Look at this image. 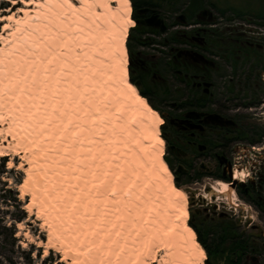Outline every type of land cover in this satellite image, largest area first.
<instances>
[{
	"label": "bare ground",
	"instance_id": "1",
	"mask_svg": "<svg viewBox=\"0 0 264 264\" xmlns=\"http://www.w3.org/2000/svg\"><path fill=\"white\" fill-rule=\"evenodd\" d=\"M11 3L16 12L0 10V159L16 152L10 141L25 151L19 189L43 220L44 257L205 264L163 158V118L129 80L130 0Z\"/></svg>",
	"mask_w": 264,
	"mask_h": 264
},
{
	"label": "flooded vegetation",
	"instance_id": "2",
	"mask_svg": "<svg viewBox=\"0 0 264 264\" xmlns=\"http://www.w3.org/2000/svg\"><path fill=\"white\" fill-rule=\"evenodd\" d=\"M130 3V81L163 118L164 160L175 184L189 196V225L200 236L246 233L236 227V193L260 191L264 185L262 180L237 184V126H221L213 116L240 121L235 103L251 91L243 74L250 66L241 64L256 65L264 56V0ZM221 181L228 186L226 194H219ZM206 246L217 247L209 238ZM247 260L248 255L241 264Z\"/></svg>",
	"mask_w": 264,
	"mask_h": 264
},
{
	"label": "rangeland",
	"instance_id": "3",
	"mask_svg": "<svg viewBox=\"0 0 264 264\" xmlns=\"http://www.w3.org/2000/svg\"><path fill=\"white\" fill-rule=\"evenodd\" d=\"M0 10L1 14L9 15L16 12L17 9L13 10L11 0H1ZM19 6H22L20 4ZM131 30V29H130ZM129 30V32H130ZM2 31V23H0V33ZM129 35V34H128ZM128 41V37H127ZM126 41V46H127ZM128 52V48H127ZM129 61V56H128ZM129 69V63H128ZM264 72V71H263ZM262 71H257L261 73V78L263 77ZM130 80V73H129ZM257 81V78L256 80ZM261 103L252 108H245L240 106V102H236V115L245 116L247 119L244 124L255 125L259 129L264 131V82L262 79L259 81ZM224 90L220 85V93L222 94ZM140 93V92H139ZM241 121V120H240ZM8 124V121H6ZM243 122V121H242ZM241 123V122H240ZM163 125V124H162ZM8 127V125H7ZM162 128V126H161ZM162 133V132H161ZM8 141V139H7ZM11 148L16 149V152L11 151L10 157H4L5 159H0V264H58L61 256L54 250L50 249L48 257H44L45 244L47 243L48 237L46 231L43 229V220L38 218L37 209H33L32 212H28L25 206L30 202V196L23 197L19 186L24 183L26 174L19 167L27 162V156H25V151L16 146L15 142L10 141ZM263 142L255 145H260ZM1 144V140H0ZM248 142H240L236 144V159L238 170L242 171L244 169L246 181L243 184H247L249 180L251 182H258L259 177H256L255 170L261 167V171L264 170V149L261 154L257 157L249 155L244 147H248ZM254 146V145H253ZM18 148V149H17ZM163 158H165L166 149H164ZM169 167V166H168ZM263 169V170H262ZM241 173V172H240ZM240 175V174H239ZM239 183H242L239 181ZM176 185V184H175ZM177 186V185H176ZM177 188H179L177 186ZM181 189V188H179ZM183 190V189H181ZM184 191V190H183ZM186 193V191H184ZM28 194V193H27ZM187 194V193H186ZM188 196V194H187ZM188 206L190 207V200L188 196ZM235 221L236 227L243 229L245 236H251L255 238L257 242L262 243L264 246V216L258 211V209L245 201L240 197L239 192L235 196ZM24 213L27 214V219L19 222L17 219ZM190 213V210H189ZM190 218V217H189ZM189 223V221H188ZM197 234V233H196ZM241 234V233H240ZM242 234V235H243ZM200 236V235H199ZM206 242L207 238L214 239L216 245H218V236H202ZM198 239V234H197ZM43 243L44 247L40 248L38 245ZM261 245V244H260ZM207 254V252H206ZM214 254V251H213ZM162 256V252L159 253ZM260 257V264H264V255ZM253 257L248 256L249 260ZM208 260H205V264ZM230 259H217L211 257L208 264H231ZM117 262H113L116 264ZM250 263V261H248Z\"/></svg>",
	"mask_w": 264,
	"mask_h": 264
},
{
	"label": "trees",
	"instance_id": "4",
	"mask_svg": "<svg viewBox=\"0 0 264 264\" xmlns=\"http://www.w3.org/2000/svg\"><path fill=\"white\" fill-rule=\"evenodd\" d=\"M261 62L257 63L256 65H249L250 62H243L241 64V67L246 68L247 66H250V69L246 71L244 69V75L248 76L247 81L245 82L249 84V86H245V89H251V91H246L245 95L241 98L244 100L240 106H243L245 108H252L253 106H257L261 103V94L260 88L257 90L255 88V83L259 84L260 75L258 73L257 81L254 80L255 75L257 71H264V56L260 59ZM237 65V64H236ZM238 66V65H237ZM236 97L241 95V92H236ZM241 121H238L237 123V130H236V136H235V143L238 144L242 141L248 142L251 145L259 144L263 142L264 138V131L259 129V127L255 125H249L244 124V121L247 119L245 116H240L239 118ZM243 121V122H242ZM241 122V123H240ZM5 159V158H3ZM263 170V169H262ZM262 180V184L264 185V170L261 171V175L259 178V181ZM240 197L250 203L251 205H254L258 211L264 216V186L263 189L260 191L257 190H251L249 193H246L244 191L239 192ZM261 198V200H260ZM27 214L24 213L22 216H20L17 220L19 222H22L27 219ZM218 236V245L216 248H213V251H211L206 246V242L203 240L202 236H199L198 234V241L203 246L205 251L208 254V260L206 264H208V261L211 259V257L217 258V259H230L231 264H241L242 261L244 262V257L246 255L251 257H257L258 262L256 264H260V257L264 255V246L262 247V243L257 242L255 238H251V236H245V234H240L238 231H235L230 234H224V235H217ZM261 244V245H260ZM250 261V263H248ZM247 264H255L252 262V260H247Z\"/></svg>",
	"mask_w": 264,
	"mask_h": 264
},
{
	"label": "water",
	"instance_id": "5",
	"mask_svg": "<svg viewBox=\"0 0 264 264\" xmlns=\"http://www.w3.org/2000/svg\"><path fill=\"white\" fill-rule=\"evenodd\" d=\"M200 60H203V62L205 63V64H213L211 61H209L208 59H206V58H204V57H202V56H200V57H198ZM132 83V82H131ZM133 84V83H132ZM213 119H214V121H219V124L221 125V126H228V125H236L237 126V123H235V122H233V121H225L224 120V118L223 117H221V116H217V115H215V116H213ZM248 148L247 147H244V150H247ZM237 184H239L241 187H244L245 186V184H243V183H238L237 182ZM192 228V227H191ZM252 262L253 263H257L258 262V259H257V257H253L252 258Z\"/></svg>",
	"mask_w": 264,
	"mask_h": 264
},
{
	"label": "built area",
	"instance_id": "6",
	"mask_svg": "<svg viewBox=\"0 0 264 264\" xmlns=\"http://www.w3.org/2000/svg\"><path fill=\"white\" fill-rule=\"evenodd\" d=\"M247 147V146H246ZM248 149L246 150V152L249 154V155H252L254 157H257L258 155L261 154V151L264 149V143L263 144H260V145H249L247 147ZM237 168V164L235 163V174L237 172H244V169L242 171L236 169ZM261 173V167H259L257 170H255V175L256 177H259Z\"/></svg>",
	"mask_w": 264,
	"mask_h": 264
}]
</instances>
